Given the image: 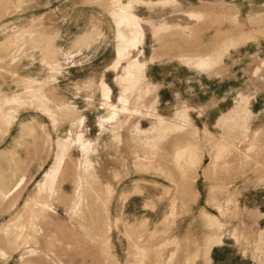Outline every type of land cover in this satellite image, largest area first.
I'll return each instance as SVG.
<instances>
[{
  "label": "rangeland",
  "instance_id": "obj_1",
  "mask_svg": "<svg viewBox=\"0 0 264 264\" xmlns=\"http://www.w3.org/2000/svg\"><path fill=\"white\" fill-rule=\"evenodd\" d=\"M0 264H264V0H0Z\"/></svg>",
  "mask_w": 264,
  "mask_h": 264
}]
</instances>
